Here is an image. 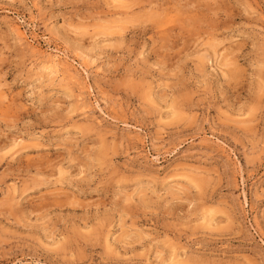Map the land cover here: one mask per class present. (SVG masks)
<instances>
[{"label": "rangeland", "instance_id": "1", "mask_svg": "<svg viewBox=\"0 0 264 264\" xmlns=\"http://www.w3.org/2000/svg\"><path fill=\"white\" fill-rule=\"evenodd\" d=\"M0 264H264V0H0Z\"/></svg>", "mask_w": 264, "mask_h": 264}, {"label": "bare ground", "instance_id": "2", "mask_svg": "<svg viewBox=\"0 0 264 264\" xmlns=\"http://www.w3.org/2000/svg\"><path fill=\"white\" fill-rule=\"evenodd\" d=\"M21 33V32H20ZM24 41V40H23ZM48 59V58H47ZM50 60H51V58H50ZM62 61H63V59H62ZM49 66V65H48ZM49 69V68H48ZM51 69V68H50ZM57 71V70H56ZM71 75V74H70Z\"/></svg>", "mask_w": 264, "mask_h": 264}]
</instances>
